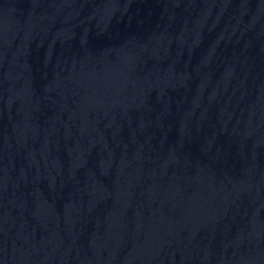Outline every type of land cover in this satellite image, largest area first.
Wrapping results in <instances>:
<instances>
[{"label":"water","instance_id":"obj_1","mask_svg":"<svg viewBox=\"0 0 264 264\" xmlns=\"http://www.w3.org/2000/svg\"><path fill=\"white\" fill-rule=\"evenodd\" d=\"M0 264H264V0H0Z\"/></svg>","mask_w":264,"mask_h":264}]
</instances>
